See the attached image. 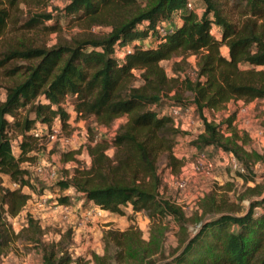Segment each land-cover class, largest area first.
<instances>
[{"label": "trees", "instance_id": "trees-1", "mask_svg": "<svg viewBox=\"0 0 264 264\" xmlns=\"http://www.w3.org/2000/svg\"><path fill=\"white\" fill-rule=\"evenodd\" d=\"M27 1L0 0V39L10 30H28L54 20L50 12L30 13L20 25L19 5ZM189 1L149 0L140 7L136 0H68L59 12L78 23L82 32L48 48L22 45L0 50V73L7 78L23 76L4 88L0 100V256L13 239L24 236L40 253L42 264H87L68 252L71 229L57 241L44 242L41 227L31 217L15 235L7 221L30 198L22 189L32 188L28 169L43 146L33 131L38 126L49 128L55 120L66 131L68 107L76 116L93 117L104 127L126 116L110 143L91 137L85 144L88 167L76 165L70 177L66 173L54 185L59 192L73 191L85 208L123 215L128 206L152 222L181 216L159 195L158 157L172 173H179L185 162L175 147L176 138L186 133L155 111L164 100L195 108L203 127L190 143L192 149L212 147L241 159L248 137L231 127L234 113L221 123L208 120L204 113L225 109L238 99H264V0H191L203 6L198 17L186 7ZM173 15L181 20L179 25ZM56 26L55 21L46 30L54 31ZM95 27L107 31L95 35L91 32ZM212 27L220 31L219 37L210 33ZM223 46L227 56L221 54ZM189 56L196 59L193 79L167 77L159 65L179 57L173 63L176 73ZM17 61L27 64L14 65ZM134 71L139 72L138 86L132 84ZM222 130L230 135L224 137ZM108 148L114 150L111 158ZM79 151L62 152V163L77 161ZM1 176L17 187H3ZM259 195L261 199L242 215L221 212L201 221L174 255L158 264H264V190ZM55 200L69 203V196L57 195ZM255 208L260 211L255 213ZM110 234L117 245L121 244L117 238L125 235ZM92 260L100 263L102 258L93 254Z\"/></svg>", "mask_w": 264, "mask_h": 264}, {"label": "rangeland", "instance_id": "rangeland-1", "mask_svg": "<svg viewBox=\"0 0 264 264\" xmlns=\"http://www.w3.org/2000/svg\"><path fill=\"white\" fill-rule=\"evenodd\" d=\"M68 0H28L27 3H20V25L25 22L30 13L47 12L51 13L54 20L45 21L43 24L32 29H20L18 31L7 32L0 39V50L7 47L17 48L22 45L48 48L57 41H67L75 37L83 30L79 24L73 20L65 19L59 10ZM140 7H144L149 0H136ZM193 4V3H192ZM203 6L193 4L192 11L196 16H200ZM233 20L237 19V13H232ZM179 17L173 15L172 20ZM57 22L56 30H46L54 22ZM167 24V22L163 23ZM105 28L95 27L93 34L106 32ZM219 30L212 27L211 32L219 37ZM149 38L144 40L145 43ZM221 54L227 56L226 47H221ZM179 57L171 60L161 61L159 65L164 69L167 77L180 78L188 76L193 79L196 71V59L189 56L182 65L179 72L174 73L173 63L178 62ZM20 66L26 62H14ZM246 68L245 66L241 67ZM179 73V74H178ZM138 71H134L132 84L138 86L141 82L138 79ZM23 79L21 73L14 77L7 78L0 73V100L4 98V88ZM173 105L170 101H162L159 107L155 108L157 113ZM239 105H227L225 109L217 111L206 110L204 115L208 120L221 123L228 115L234 113L235 121L231 127L240 136L247 135L248 140L242 146L239 153L241 159H236L237 166L231 162V158L222 157V153L212 147H205L201 151L214 160L213 170L204 176H189V187L183 192L174 189L170 185L169 176H178L179 173H172L164 169L165 160L158 157V169L162 180V188L159 195L177 207L181 216L166 217L152 222L141 212H132L131 208H123V215H113L93 206L85 208L77 196L71 190L57 191L54 185L57 181L72 175V169L77 165L80 167L89 166V158L85 149V144L92 137L95 140L104 139L110 143L116 127L126 120V116L117 118L109 127L97 125L93 117L82 118L76 116L72 109L67 108L70 119L66 131L62 134L70 138L68 145H58L43 140V146L37 153L35 163L43 166V173L36 175L32 169H28V179L32 188L24 187L23 192L30 198L15 217H8L9 229L13 235L19 232L25 225L26 217L34 219L42 230L41 239L44 242L57 241L66 232L72 230L68 252L73 258H80L87 261V264H158L161 260L169 259L177 251L180 244L189 236H192L200 226L201 221L211 217L212 214L230 213L242 215L248 211L251 203L259 201L261 191L264 190V142L255 138V131L262 129L264 132V105L248 106L247 111L237 118ZM181 115L173 123L176 124L184 135L176 138L175 147L177 155H184L187 159H192L195 153L191 148V142L202 129V122L195 108L187 106L182 109ZM22 116L25 112L21 113ZM30 117L33 114L30 112ZM236 117V118H235ZM233 119V120H234ZM56 121H53L55 123ZM224 129L225 126H222ZM46 127L38 126V132L45 133ZM224 137L230 135L229 131L222 130ZM244 138V137H243ZM241 142L239 141V144ZM77 161L62 163L60 154L67 151H76ZM113 148H108L106 154L112 157ZM199 151V150H197ZM247 167V168H246ZM177 172V171H176ZM180 172V171H179ZM244 177H253V180H245ZM1 185L10 189L17 186L9 181L8 177L1 176ZM257 186L256 188H254ZM46 196L44 206L37 204L42 202L39 197ZM57 195L69 196V206L72 214L68 218H62L60 214L49 209V205ZM49 204V205H48ZM260 210L254 209L255 213ZM125 234L119 236L117 240L121 244L117 245L110 233ZM109 233V234H108ZM66 238V239H67ZM20 239H13L2 249L0 264H42L40 253L33 248V244ZM101 257L100 263L92 260V255Z\"/></svg>", "mask_w": 264, "mask_h": 264}, {"label": "built area", "instance_id": "built-area-1", "mask_svg": "<svg viewBox=\"0 0 264 264\" xmlns=\"http://www.w3.org/2000/svg\"><path fill=\"white\" fill-rule=\"evenodd\" d=\"M192 2L191 0L187 3V8L189 10H192ZM162 31V29H160ZM264 105V101L262 103ZM247 105L241 104L239 105V109L236 112L237 118H240V116H243V114L247 111ZM184 107L178 106V105H171L168 108L163 109L159 115L167 116L174 122L176 119H178L181 115V112L183 111ZM214 112L213 110H211ZM235 117V118H236ZM56 121V120H55ZM235 119L233 120V122ZM202 122V121H201ZM176 125V124H175ZM177 126V125H176ZM203 127V125H202ZM202 131V129H201ZM200 131V132H201ZM33 135L38 138V141L41 143L44 141L50 142V143H57L58 145L64 146L68 145L70 143V138L62 134V130L60 128L59 122L56 121L55 123H52L49 128H47L46 132L40 133L37 130L33 131ZM43 135V137H42ZM255 138L259 139L260 141L264 142V132L262 129H258L255 131ZM195 153L193 154L192 159H187L185 157V162L180 168V172L178 176H169L170 185L180 191L183 192L189 187V176H204L207 173L211 172L214 167V160L210 157H208L207 154H205L203 151H197L194 149ZM222 153V152H221ZM226 155L227 158H231V162L234 164V166H237V161L234 157L231 155L222 153V157ZM225 158V156L223 157ZM39 161V160H36ZM29 169H32V172H34L36 175H40L43 173V166L38 163L32 164ZM39 199L42 201L38 203L37 205L39 207L44 206L47 197L42 195L39 197ZM49 205V204H48ZM49 209L55 213H58L61 215L62 218H68L72 214V209L69 206L68 203H58L55 199L54 201L49 205ZM96 209V208H95ZM101 212V210H98V213ZM27 264V263H22Z\"/></svg>", "mask_w": 264, "mask_h": 264}, {"label": "crops", "instance_id": "crops-1", "mask_svg": "<svg viewBox=\"0 0 264 264\" xmlns=\"http://www.w3.org/2000/svg\"><path fill=\"white\" fill-rule=\"evenodd\" d=\"M174 23L176 24H180L181 23V20L178 18V20L174 21ZM264 99H255V100H252V101H249V102H245L244 100L242 99H238L236 101H231L230 103H228V105H234V104H237V105H241V104H245L247 106H257L258 104L261 105L263 103ZM93 208H95L93 206Z\"/></svg>", "mask_w": 264, "mask_h": 264}]
</instances>
